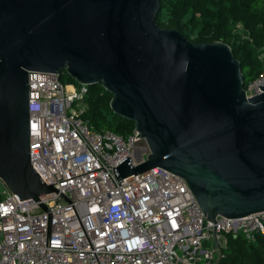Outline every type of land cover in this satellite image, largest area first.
<instances>
[{
	"label": "water",
	"instance_id": "1",
	"mask_svg": "<svg viewBox=\"0 0 264 264\" xmlns=\"http://www.w3.org/2000/svg\"><path fill=\"white\" fill-rule=\"evenodd\" d=\"M159 8L158 0H0V181L20 201L47 211L40 198L59 192L30 163L28 71H65L101 84L145 142L113 167L118 182L161 167L184 178L213 223L264 211V87L245 92L227 44L159 27Z\"/></svg>",
	"mask_w": 264,
	"mask_h": 264
},
{
	"label": "built area",
	"instance_id": "2",
	"mask_svg": "<svg viewBox=\"0 0 264 264\" xmlns=\"http://www.w3.org/2000/svg\"><path fill=\"white\" fill-rule=\"evenodd\" d=\"M259 86L264 72L243 88L255 95ZM86 92L28 71L30 163L59 192L40 198L43 211L0 181V264H216L224 233L264 235V211L213 223L184 178L164 168L118 182L114 168L145 142L135 129L95 130L82 116Z\"/></svg>",
	"mask_w": 264,
	"mask_h": 264
},
{
	"label": "trees",
	"instance_id": "3",
	"mask_svg": "<svg viewBox=\"0 0 264 264\" xmlns=\"http://www.w3.org/2000/svg\"><path fill=\"white\" fill-rule=\"evenodd\" d=\"M156 23L177 29L195 44L220 41L240 63L244 85L264 72V0H158ZM63 83L79 85L65 71ZM112 95L101 84L87 85L82 115L95 129H110L127 136L134 123L110 108ZM217 264H264V235L247 240L242 233H224Z\"/></svg>",
	"mask_w": 264,
	"mask_h": 264
},
{
	"label": "crops",
	"instance_id": "4",
	"mask_svg": "<svg viewBox=\"0 0 264 264\" xmlns=\"http://www.w3.org/2000/svg\"><path fill=\"white\" fill-rule=\"evenodd\" d=\"M224 245V238H223V244H222V246ZM222 246H220V249H221V247ZM215 261H216V264L218 263V261H219V259H220V253H219V250L216 252V254H215Z\"/></svg>",
	"mask_w": 264,
	"mask_h": 264
},
{
	"label": "bare ground",
	"instance_id": "5",
	"mask_svg": "<svg viewBox=\"0 0 264 264\" xmlns=\"http://www.w3.org/2000/svg\"><path fill=\"white\" fill-rule=\"evenodd\" d=\"M141 150H142V149L139 148V147L136 148V152L141 151Z\"/></svg>",
	"mask_w": 264,
	"mask_h": 264
},
{
	"label": "rangeland",
	"instance_id": "6",
	"mask_svg": "<svg viewBox=\"0 0 264 264\" xmlns=\"http://www.w3.org/2000/svg\"><path fill=\"white\" fill-rule=\"evenodd\" d=\"M139 147V146H138Z\"/></svg>",
	"mask_w": 264,
	"mask_h": 264
}]
</instances>
